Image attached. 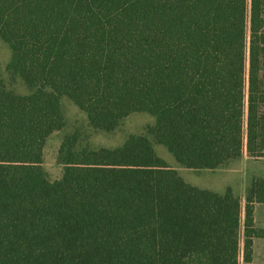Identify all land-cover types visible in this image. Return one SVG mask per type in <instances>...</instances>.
Segmentation results:
<instances>
[{
	"label": "trees",
	"instance_id": "16d2710c",
	"mask_svg": "<svg viewBox=\"0 0 264 264\" xmlns=\"http://www.w3.org/2000/svg\"><path fill=\"white\" fill-rule=\"evenodd\" d=\"M0 38L31 91L0 79V264H251L264 179L242 205L185 182L147 135L188 169L264 157V0H0ZM61 97L95 130L154 123L114 149L64 136L49 181Z\"/></svg>",
	"mask_w": 264,
	"mask_h": 264
},
{
	"label": "rangeland",
	"instance_id": "374dc122",
	"mask_svg": "<svg viewBox=\"0 0 264 264\" xmlns=\"http://www.w3.org/2000/svg\"><path fill=\"white\" fill-rule=\"evenodd\" d=\"M11 52L8 45L0 38V79L7 90L17 95H28L31 91L18 75H12L7 70ZM60 109L64 120L61 130L53 132L46 140L43 147L41 168L49 181L61 177L63 167L57 163L56 156L59 145L64 136L73 132L78 134L76 149H114L123 144L130 135H146V128L154 123V117L144 113H132L122 119L118 126L111 132L93 129L87 121L84 112L79 110L66 97L60 98ZM152 141L155 154L160 157L168 167L176 170L188 184L200 189L223 193L226 188H231L233 193L244 203V194L254 178L264 179V157L250 156L244 152L239 159L233 160L213 170L188 169L180 166L164 147ZM255 227L264 228V204L256 206Z\"/></svg>",
	"mask_w": 264,
	"mask_h": 264
},
{
	"label": "crops",
	"instance_id": "0c3cea01",
	"mask_svg": "<svg viewBox=\"0 0 264 264\" xmlns=\"http://www.w3.org/2000/svg\"><path fill=\"white\" fill-rule=\"evenodd\" d=\"M257 205L260 204H256L254 208V227H255V209ZM257 230L261 231L264 230V228ZM251 264H264V237H256L253 239Z\"/></svg>",
	"mask_w": 264,
	"mask_h": 264
}]
</instances>
